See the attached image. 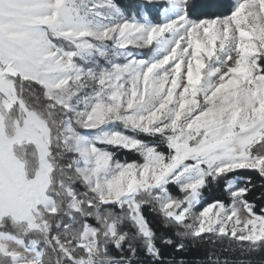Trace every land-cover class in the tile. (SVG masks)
Returning <instances> with one entry per match:
<instances>
[{"label":"snow or ice","instance_id":"1","mask_svg":"<svg viewBox=\"0 0 264 264\" xmlns=\"http://www.w3.org/2000/svg\"><path fill=\"white\" fill-rule=\"evenodd\" d=\"M227 7L0 0V264H176L158 241L205 238L228 241L209 264L264 249L238 175L264 179V0ZM217 185L227 202H208Z\"/></svg>","mask_w":264,"mask_h":264},{"label":"trees","instance_id":"2","mask_svg":"<svg viewBox=\"0 0 264 264\" xmlns=\"http://www.w3.org/2000/svg\"><path fill=\"white\" fill-rule=\"evenodd\" d=\"M121 2L126 3L128 0H121ZM197 5V17L207 16L211 17L214 15H221L228 11L227 5L230 3V0H194ZM160 6L158 5V8ZM159 17H154V20L158 21ZM118 157L120 159H133L134 157L131 153H125L123 151L118 152ZM241 179L251 177L252 184L255 185L253 192L249 195V200H255L257 205V210L264 207V179H262L258 174L254 172H243L238 174ZM222 199L225 202L228 201L227 194L219 186H215L213 189L209 190L207 195L208 202H211L212 199ZM146 215L151 223V225L156 229L159 236H171L173 235L172 231L165 229L160 221V217L151 212L146 211ZM186 244V250L182 252H177L171 246L164 245L158 241L162 250L165 253V260H173L176 264H180V261L183 260L184 264H209V257L212 254L221 256L224 258L226 249L228 247V241H221L211 243L208 238H205L203 241H184ZM235 247V245H233ZM230 260L235 259L242 262L251 261V264H264V249L252 253L247 256H242L239 253L235 255H229ZM140 264H153L150 257L145 255L143 252L140 253L138 257Z\"/></svg>","mask_w":264,"mask_h":264},{"label":"rangeland","instance_id":"3","mask_svg":"<svg viewBox=\"0 0 264 264\" xmlns=\"http://www.w3.org/2000/svg\"><path fill=\"white\" fill-rule=\"evenodd\" d=\"M163 19V17L162 16H160V19L157 21V22H159V21H161ZM156 21V20H155Z\"/></svg>","mask_w":264,"mask_h":264}]
</instances>
